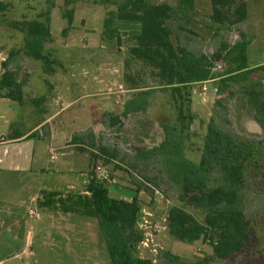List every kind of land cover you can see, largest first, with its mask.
<instances>
[{
    "label": "rangeland",
    "instance_id": "rangeland-1",
    "mask_svg": "<svg viewBox=\"0 0 264 264\" xmlns=\"http://www.w3.org/2000/svg\"><path fill=\"white\" fill-rule=\"evenodd\" d=\"M114 1L0 0V9L7 6L6 9L0 10V62L4 61L11 51L20 49L24 44V34L11 24L34 19L44 21L46 16L43 18L40 16L46 15L49 11L51 31L55 39L53 43L47 44L46 49L58 62V67L60 65L57 68L60 77L78 74L93 84L95 83L93 80L97 78L108 82V85L102 88H94L91 84L93 90H103L97 97L89 99L92 106L101 103L109 105V109L103 114L95 115L97 122L102 124V129L95 134L87 131L78 138L79 141L72 140V137L64 144L76 145L71 149L80 153L68 155L64 159V165L68 170L76 169V175L69 177L77 181L79 186L72 190L64 180H61L58 200L61 213L64 210L62 206L69 203H84L85 208L89 206V199L81 195L82 173L89 172V176L94 174L99 180L105 181L113 197L130 199L136 193L135 190H138L134 179L141 177L145 172L142 171L143 167L134 169L127 164L131 160L133 162L140 151L149 150L163 142L166 137L164 126H173L176 121L175 111L170 104L168 92L170 87L159 86L152 75L153 69L132 59L130 54L140 29L139 25L124 21L116 22L120 42L117 38H110L104 34V21L109 12L117 10ZM239 1H245L247 4V20L228 29L225 25L211 22V0H197L193 10L179 5L177 0H150L153 5H168L174 8L175 15L171 22L174 29L172 35L174 45L177 48L179 45L181 49L189 52L205 55L211 62L209 80L188 84L192 91V112L195 118L190 131L185 135L179 132L176 136H182L184 139L185 158L195 164H201L205 137L210 124L216 122L230 134L241 137L242 141L237 143L244 144L248 151L252 149L261 159L259 169L253 170L249 177L251 185L256 188L252 193L250 212L259 216L252 230V239L243 251L224 260L214 257L211 239L215 237V233L212 230L200 239L174 237L169 233V212L172 207L184 209L201 223L205 221V211L195 209L182 200L179 184L167 178L162 166L153 163L150 171L146 173L151 181L146 183L139 194L141 209L138 228L143 230L144 241L148 243L140 245V256L153 260L155 264H160L156 262L158 254L164 252L179 256L186 264H264V130L256 121L246 95L255 84L264 85V71L261 69L264 67V0ZM70 10H74L71 26L64 17L65 12ZM243 34L250 42L248 61L251 67L236 72V65L232 61L233 49L235 44L242 40ZM2 73L3 69H0V77ZM20 76L28 92L35 91L31 84L35 78L37 85L44 90H52L46 83L48 76L41 61L29 58L20 61ZM128 76L142 88H133L134 84ZM115 81L121 82L125 89L130 90L126 102L129 98L138 100L142 96L145 99L144 107L127 112L125 106L119 102V96L113 93L117 90L113 84ZM109 114H112V117H109ZM103 121H108V126H105ZM67 131L72 135L70 127ZM103 150H108L114 157L105 155ZM62 160L63 158L59 157L58 162L62 163ZM106 160L110 163H106ZM137 164L142 166L143 161L139 160ZM99 167L104 172L98 169ZM87 184L83 186L84 190H87ZM11 187L13 195L5 196L6 201L17 204L16 210L27 219L26 228L21 229L22 235L24 236L25 231L30 229L35 233L31 246L34 254L23 257L26 264H83L89 261L74 259L67 251L66 244L51 243V240L47 242L48 239L41 237L39 225H49L46 218L48 219L50 214L54 217L66 216L56 210L45 212L37 202H31L34 197L43 198L45 192L38 189L40 186L22 187L15 183ZM29 209L38 210L44 213V216L49 215L39 223L36 218L28 216ZM74 214L73 218L76 221H91L87 217L88 214L85 216L79 210ZM85 228L83 226V229ZM7 235L5 232L4 236ZM6 239L9 240L10 237ZM6 243L14 247L9 245V242ZM88 245L90 244L87 242L86 256ZM80 254L83 256L84 251L82 250ZM96 262L112 264L109 254L106 256L103 252L99 253ZM1 264L13 263L5 260Z\"/></svg>",
    "mask_w": 264,
    "mask_h": 264
},
{
    "label": "trees",
    "instance_id": "trees-1",
    "mask_svg": "<svg viewBox=\"0 0 264 264\" xmlns=\"http://www.w3.org/2000/svg\"><path fill=\"white\" fill-rule=\"evenodd\" d=\"M111 2L114 0H106ZM197 0H177L179 5L190 10L195 8ZM117 10L109 12L104 21V34L117 38L120 42L116 22L136 23L140 29L135 37V45L130 49L132 59L153 69L152 75L159 86H169L170 104L176 114L173 126H164L165 140L149 150L140 151L135 160L127 164L145 172L135 178L138 190L131 200L111 196L110 188L103 180L91 174L87 190L92 202L101 231L107 243L112 264H155L153 260L140 256V245L144 241V232L138 228V216L141 209L139 194L148 181L147 174L151 165L162 166L167 178L181 187L182 200L195 209L205 211L204 223L179 207L169 212V233L174 237L200 239L209 230L214 231L211 239L214 257L224 260L243 251L252 239L257 214L250 212L252 193L256 190L249 180L251 172L259 169L260 156L253 150L248 151L237 134L213 122L205 137V145L200 165L185 158L184 139L176 137L180 132L186 134L194 121L192 112V91L188 84L207 81L211 78V62L202 54L178 48L172 41L174 29L171 24L175 10L168 5H153L150 0H115ZM213 24L225 25L228 29L247 20V4L239 0H211ZM7 6L0 10L6 9ZM45 20L34 19L16 21L11 25L24 34V44L18 50L10 52L0 62L3 73L0 77V96L23 102L24 82L20 76V61L25 58L41 61L46 75L56 72L58 62L47 52V44L53 43L51 17L48 11ZM74 10L65 12L69 26L73 23ZM250 42L245 35L235 44L233 63L235 71L240 72L251 67L248 61ZM264 71V67L261 68ZM248 73V72H246ZM244 76H246L244 74ZM133 88H142L130 76ZM2 91H6L2 94ZM247 101L254 111L255 119L264 130V85L255 84L247 92ZM44 98L33 99L40 107ZM142 96L128 106L127 112L143 108ZM112 117V114H109ZM108 126V121H103ZM84 133L75 134L72 140H78ZM78 142H75V144ZM249 143V141H248ZM105 155L114 157L108 150ZM143 161L139 166L138 161ZM106 163H110L106 160ZM259 212H261L259 210ZM160 264H186L179 256L169 252L158 254Z\"/></svg>",
    "mask_w": 264,
    "mask_h": 264
},
{
    "label": "crops",
    "instance_id": "crops-1",
    "mask_svg": "<svg viewBox=\"0 0 264 264\" xmlns=\"http://www.w3.org/2000/svg\"><path fill=\"white\" fill-rule=\"evenodd\" d=\"M53 38L55 39L54 35ZM47 76L46 83L52 88L51 91L37 85L35 78L36 80L31 81L35 91L28 92L26 84L23 86L22 103L0 96V258H4L0 259V264L5 260H10L13 264H26L23 257L34 254L31 246L35 233L30 229L25 231L24 236L22 235L21 229L26 228L27 219L16 210L17 204L6 201L5 196L13 195L12 184L18 183L22 187L32 188L40 186L38 189L45 192L43 198L34 197L31 202H37L45 212L56 210L61 213L58 206L61 180H64L72 190L76 188L75 186H79L77 181L69 177L76 175V169L68 170L64 165V159L68 155L79 152L71 149L76 145L64 144L77 133L86 134L87 131L97 133L102 129V124L97 122L95 115H101L109 109L107 104L92 106L89 101L100 95V91L103 90H93L92 85L94 88L108 85L104 79H92L95 81L93 84L78 74L62 78L57 70ZM113 84L117 87L113 93L119 96V102L127 110L128 106L135 102L133 98H129L126 102L130 90L125 89L119 81ZM1 93L5 94L6 91ZM36 98H44L40 107L33 103V99ZM69 127L73 136L68 134ZM85 156L92 161L87 153ZM59 157L63 158L62 163L58 162ZM88 176L89 172L82 173L81 176L83 180L81 195L86 196L90 201L87 208L83 207L84 203L66 204L62 206L64 210L61 213L65 214L66 218L48 214L49 218L46 220L49 225H38L41 237L48 239L47 242L51 240V243L59 245L64 243L74 259L89 260L83 264H97L99 253L103 252L107 256L109 252L98 219L92 210L94 206L91 193L83 188L90 181L91 175ZM78 210L85 216L88 214L87 217L91 221H76L73 217ZM28 213L29 217L36 218L39 223L45 220L44 217H48L34 209H29ZM83 226L86 228L83 229ZM5 232L7 236H4ZM8 236L9 240L6 239ZM6 242L14 247L8 246ZM87 242L90 245L87 246L86 256ZM82 250L83 256L80 254Z\"/></svg>",
    "mask_w": 264,
    "mask_h": 264
},
{
    "label": "built area",
    "instance_id": "built-area-1",
    "mask_svg": "<svg viewBox=\"0 0 264 264\" xmlns=\"http://www.w3.org/2000/svg\"><path fill=\"white\" fill-rule=\"evenodd\" d=\"M0 69H1V65H0ZM204 90L206 91L207 88H205ZM98 169L102 170L101 167H99ZM102 171L104 172V170H102ZM146 223H148V221H146ZM142 231H143V230H142ZM146 235H148V234H146ZM144 236H145V233H144ZM142 243H143L144 245H147V244H148L147 241H143ZM142 243H141V244H142Z\"/></svg>",
    "mask_w": 264,
    "mask_h": 264
}]
</instances>
